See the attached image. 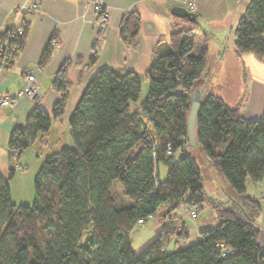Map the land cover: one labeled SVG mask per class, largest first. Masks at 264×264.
Wrapping results in <instances>:
<instances>
[{
    "label": "trees",
    "instance_id": "16d2710c",
    "mask_svg": "<svg viewBox=\"0 0 264 264\" xmlns=\"http://www.w3.org/2000/svg\"><path fill=\"white\" fill-rule=\"evenodd\" d=\"M195 15L194 22L178 18L185 27L170 35V50L154 60L142 104L141 79L134 72L119 76L101 69L95 74L69 118L74 147L46 158L32 205L14 204L13 173L7 181L0 176V264H264L258 223L262 204L247 190L248 180H264V115L248 121L238 108L208 92L212 34ZM130 21L132 27L122 36L135 47L140 18L131 14ZM19 27L23 34L9 41L15 59L29 36L27 25ZM9 32L0 35V48ZM234 42L237 55L251 54L264 65V0H248ZM51 52L52 46H47L42 63ZM96 61L95 56L91 65ZM69 67L63 65L51 84L61 96L51 115L35 107L25 125L11 133V159L21 158L64 116L71 89ZM199 86L205 91L192 136L189 117ZM135 105L138 111L131 112ZM168 145L173 157L167 156ZM160 164L167 169L164 180L158 175ZM212 167L232 191L226 202L209 198L205 191L204 170ZM115 183L129 205H117L111 193ZM209 199L219 206L218 227L200 231L198 241L191 243L183 223L181 230L166 235L176 238L177 249L168 251L167 240L158 238L136 253L129 233L141 220L161 208L169 215L182 201L200 211ZM167 203L173 207L168 209Z\"/></svg>",
    "mask_w": 264,
    "mask_h": 264
},
{
    "label": "crops",
    "instance_id": "0c3cea01",
    "mask_svg": "<svg viewBox=\"0 0 264 264\" xmlns=\"http://www.w3.org/2000/svg\"><path fill=\"white\" fill-rule=\"evenodd\" d=\"M26 1L0 0V35L15 24H25L29 28L25 48L13 64L0 74V97L17 96L26 83L27 74L34 75L40 84L36 100L21 101L17 107H0V153H6L10 163L12 160L8 143L13 130L25 125L35 107L51 115L54 105L59 102L61 96L52 89L51 84L63 65L70 64L67 75L71 89L67 107L64 116L52 124L49 134L43 139H40L41 136L34 144L39 145L37 155L40 156L44 154V147L45 152L48 150L51 140L61 142V137L55 134L59 135V131L63 130L66 137L67 132L70 133L69 118L99 70L110 69L119 76L134 72L141 79V90L143 84H148L149 87L147 74L154 60L170 50V35L185 27L178 19L180 17L174 15L173 10L176 7L186 8V0H102L109 14L104 31L97 24L98 16L94 6L86 4L84 0H43L39 11L25 12L15 20L14 11ZM247 2L248 0H197L196 13L199 22L202 19L220 21L230 10L239 13ZM131 14L140 18V33L135 47L125 42L122 36L123 32L127 33L132 27ZM200 24L213 34L211 29L201 22ZM55 38L59 40L57 45L52 44ZM50 45L51 55L42 63L44 51ZM95 56L97 61L91 65ZM237 57H243L244 62L250 61L248 55ZM254 65L247 67L248 72L244 74V91L239 94V98H232L233 103H227L219 96L228 107L238 108L248 121L257 120L264 115V65L259 61ZM56 153L58 152L53 154ZM254 185L259 187V198L264 200L261 182ZM161 213V223L170 227L169 231H165L167 236H170L175 228H183L182 217L177 211L169 215L168 211ZM186 232L189 234L187 228ZM166 239L165 249L173 240L176 241L175 237ZM150 244L151 241L141 249L135 250L136 253L140 254ZM259 245L264 249V229L260 231Z\"/></svg>",
    "mask_w": 264,
    "mask_h": 264
},
{
    "label": "rangeland",
    "instance_id": "374dc122",
    "mask_svg": "<svg viewBox=\"0 0 264 264\" xmlns=\"http://www.w3.org/2000/svg\"><path fill=\"white\" fill-rule=\"evenodd\" d=\"M243 11L244 7L239 13L230 10L228 14H226V17L220 21H205L204 19L200 21L204 26L213 31V34L208 41L209 56L207 61L209 68L208 78H210L208 92L217 96H222L227 103H233L232 98H239V94L243 93L246 83L244 74L246 71L248 72L250 65L255 66L254 64H258V60L251 54H248L250 61L244 62L243 57L239 58L235 53L234 32ZM19 17L15 20L19 19ZM219 25L220 27H218ZM15 26L19 25L15 24ZM148 92V84H143L139 95L138 105L142 104L147 99ZM63 133L64 131L61 130L59 131V135L55 134V136L61 137V142L57 143L54 140H51L46 152L44 147L43 156L37 155L39 153V151L37 152L38 144L34 146L32 145L18 160L11 159L12 163L9 162L6 153H0V176L7 181L13 173L12 180L10 181V189L11 198L14 204L32 205L36 196L35 181L46 157L55 152H60L63 148L74 147L70 133L67 132L66 137H64ZM209 170L210 172L204 170L205 176L203 182L207 195L209 198H214L222 202L228 201V198L232 195V191L230 190L227 181L216 168L212 167ZM166 174V167L160 164L158 168L159 178L164 180ZM247 188L248 194L256 197L263 207L264 200L259 198V187H255L254 183L248 180ZM111 193L115 198L117 205L127 206L130 204L129 200L124 195L122 187L118 183L114 184ZM226 207L228 206L225 204L224 208ZM218 210L219 206L215 207L211 199L203 205L202 209L199 211V217L195 220L190 219L189 213H183L177 210V213L182 217L183 223L189 232L191 243L198 241L200 231L216 228L220 225L221 219ZM162 211H164L163 208L159 210V214L157 213L155 216L149 218L144 225L137 224V226L129 233V237L135 250L141 249L149 241H151V243L155 242L158 238L161 240L163 239V241L167 240L165 234L166 226L161 223L160 218L162 216ZM158 220L159 223H157ZM258 223L260 229H264V210H262L258 217ZM177 229L175 228L174 232H177ZM177 247L176 241L173 240L168 245L167 250L173 251L177 249Z\"/></svg>",
    "mask_w": 264,
    "mask_h": 264
},
{
    "label": "built area",
    "instance_id": "2783aa9c",
    "mask_svg": "<svg viewBox=\"0 0 264 264\" xmlns=\"http://www.w3.org/2000/svg\"><path fill=\"white\" fill-rule=\"evenodd\" d=\"M42 1L43 0H27L26 3L20 5L14 11L15 19L27 11H31V10L39 11ZM196 1L197 0H187L186 1L185 7L192 13L197 12ZM84 2L86 4H90L94 6L95 11L98 16L97 24L99 28L102 31H104L106 28L109 14L105 6L102 3V0H84ZM22 34H23V28L19 26H15V25L10 28L8 39L6 42H4L1 45V48H0V74L3 70L8 68V66L11 63L15 61V56H14L15 48L9 45V41L14 40L17 36H21ZM55 43L58 44L59 40L56 39ZM39 88H40V84L36 80L35 76L31 74H27L26 83L24 87L20 90V92L17 94V96L0 97V107H17L21 103V101L36 100V98L39 96ZM186 141L187 139L184 138L183 142H186ZM158 145L159 143H155V146H158ZM12 155H14V153H12ZM167 156L173 157L171 145L167 146ZM262 186H263V197H264V180L262 182ZM172 207H173V204L167 203L168 209ZM177 210L183 213H189L190 214L189 217L191 220H195L199 217V209L195 205L189 204L185 201H182L181 203H179ZM145 222L146 221L141 220L139 224L144 225ZM222 249L223 251L226 252V254L230 253L229 250H226L225 248H222Z\"/></svg>",
    "mask_w": 264,
    "mask_h": 264
},
{
    "label": "water",
    "instance_id": "95a60500",
    "mask_svg": "<svg viewBox=\"0 0 264 264\" xmlns=\"http://www.w3.org/2000/svg\"><path fill=\"white\" fill-rule=\"evenodd\" d=\"M173 13H174V15H176L180 18L188 19L190 22H194L196 20L195 13L190 12L186 8L176 7L173 10ZM208 81H209V78L207 77L205 79V82L207 83ZM204 91H205V86H199V87H196L194 89V92H193L192 110H191L190 117H189V126H190V129L192 132V136H193L194 131H195V125L194 124H195L197 106L202 101ZM137 111H138V107L136 105L132 106L131 112H137Z\"/></svg>",
    "mask_w": 264,
    "mask_h": 264
}]
</instances>
